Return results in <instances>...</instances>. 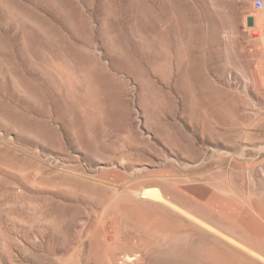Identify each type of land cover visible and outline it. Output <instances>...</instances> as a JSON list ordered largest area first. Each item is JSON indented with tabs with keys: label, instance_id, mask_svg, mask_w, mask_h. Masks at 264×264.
Here are the masks:
<instances>
[{
	"label": "rangeland",
	"instance_id": "1",
	"mask_svg": "<svg viewBox=\"0 0 264 264\" xmlns=\"http://www.w3.org/2000/svg\"><path fill=\"white\" fill-rule=\"evenodd\" d=\"M254 1L0 0V264H264Z\"/></svg>",
	"mask_w": 264,
	"mask_h": 264
},
{
	"label": "bare ground",
	"instance_id": "2",
	"mask_svg": "<svg viewBox=\"0 0 264 264\" xmlns=\"http://www.w3.org/2000/svg\"><path fill=\"white\" fill-rule=\"evenodd\" d=\"M252 12H254L253 10H251ZM253 24H254V28H255V32L253 33V35H252V37L254 38V40L256 41V42H258L259 44L261 43L262 44V42H263V39H262V22H261V18H260V16H259V14L258 13H254V20H253ZM254 30V29H253ZM233 31V30H232ZM231 31V32H232ZM235 33V32H234ZM191 34V33H190ZM232 35V34H231ZM171 36V35H170ZM179 43V42H178ZM174 45V44H173ZM261 46V45H260ZM176 50V49H175ZM174 51V50H173ZM177 52V51H176ZM175 56V55H174ZM179 61V60H178ZM260 81H261V84L264 86V79H263V77L260 79ZM192 88V87H191ZM171 90V89H170ZM172 92V91H171ZM176 92V91H175ZM175 95V94H174ZM169 96V95H168ZM171 100V99H170ZM224 124V123H223ZM222 124V125H223ZM221 128V127H220ZM228 133V132H227ZM262 176V175H261ZM264 176V175H263ZM264 180V179H263ZM260 185V184H259ZM262 185V184H261ZM258 187V186H257ZM264 187V186H263ZM132 189V188H131ZM247 191V190H246ZM263 192H264V189L262 190ZM109 192V191H108ZM136 192H138V190L136 191ZM248 192V191H247ZM135 193V192H134ZM145 193H147V195L148 196H150V198H154V199H156V200H159V201H163V202H168L169 200H167L166 198H165V196L159 191V190H157V189H147V190H145ZM143 197H145V195H143ZM170 205V204H169ZM173 207H175L174 205H173ZM179 210V209H178ZM207 210V209H206ZM184 213V212H183ZM193 214V213H192ZM209 214V213H208ZM205 216V215H204ZM198 217V216H197ZM124 219V218H123ZM201 219V218H200ZM215 219V218H214ZM194 220V219H193ZM210 220V219H209ZM212 220V219H211ZM224 220V219H223ZM201 221V220H200ZM212 221H214V220H212ZM215 221H216V219H215ZM219 222H220V220H218ZM201 222H203V221H201ZM215 223V222H214ZM228 223V222H227ZM118 224V223H117ZM204 224V223H203ZM223 224H225V223H223ZM107 233H105L106 235H105V238H107V240H108V242H109V244L111 243V242H113L114 240H113V237L116 235H114V233H113V231H114V229H115V225H116V222L113 220V219H111V220H108V222H107ZM205 225H206V223H205ZM217 225H218V223H217ZM206 226H208V227H210L209 226V224L208 225H206ZM220 226V225H219ZM98 227H101L102 228V226H98ZM94 228V227H93ZM121 228V227H120ZM119 228V229H120ZM200 228V227H199ZM237 228V227H236ZM214 229V228H213ZM104 230V229H103ZM200 230V229H199ZM203 230V229H202ZM224 230H226V229H224ZM96 231H97V229H96ZM99 231V230H98ZM203 231H205V230H203ZM121 232V231H120ZM96 233V232H95ZM119 233V232H118ZM124 233V232H123ZM229 233V232H228ZM121 234V233H120ZM135 234H138V233H135ZM205 234V233H204ZM232 234V233H231ZM236 234V233H235ZM95 235V234H94ZM96 235H98V233L96 234ZM100 235V234H99ZM206 235V234H205ZM209 235H210V233H209ZM212 235V234H211ZM102 236H104V235H102ZM113 236V237H112ZM125 236V235H124ZM129 236V235H128ZM136 237H137V235H135ZM200 236V235H199ZM257 236V235H256ZM204 237V236H203ZM98 238V237H97ZM127 238V237H126ZM207 238H208V236H207ZM212 238V237H211ZM132 239V238H131ZM128 240V239H127ZM233 240V239H232ZM57 242V241H56ZM104 242V241H103ZM104 243H106V240H105V242ZM114 243H115V241H114ZM201 243V242H200ZM112 245H113V243H112ZM108 246V245H107ZM209 246V245H208ZM244 247V246H243ZM143 249V248H142ZM158 249V248H157ZM200 248H199V246H198V249H197V254H198V250H199ZM248 250V249H247ZM160 251V250H159ZM158 251V252H159ZM175 252V251H174ZM173 252V253H174ZM177 252V251H176ZM175 252V253H176ZM140 254H141V252H139ZM174 253V254H175ZM160 254V257H161V255H163L162 257H163V259L165 260H163L164 262H168L169 260L171 261L172 260V262L174 261V263H175V260H176V258H174V259H172L171 257H170V255L172 254V253H169L168 251H162V252H160L159 253ZM173 254V255H174ZM193 254V253H192ZM126 255V254H125ZM124 255V256H125ZM131 255V254H130ZM147 254L145 253V256H146ZM148 255H149V253H148ZM181 255V254H180ZM180 255H179V257L177 256V254H176V256L178 257V260H180L181 258H180ZM210 255V254H209ZM254 255V254H253ZM115 256V255H114ZM113 256V257H114ZM127 256V255H126ZM132 256V255H131ZM139 256H141V255H139ZM152 256V255H151ZM262 256V255H261ZM110 257H112V256H110ZM134 257V256H133ZM135 257H136V255H135ZM143 257H144V255H143ZM153 257V256H152ZM172 257H174V256H172ZM184 257V256H183ZM127 259L129 258L128 256L126 257ZM151 258V257H150ZM197 258V257H196ZM204 258V257H203ZM62 259V258H61ZM60 259V260H61ZM114 259V258H113ZM124 259V258H123ZM135 259V258H134ZM148 259V258H147ZM146 259V260H147ZM186 259V258H185ZM199 259V258H198ZM229 259V258H228ZM115 260H116V256H115ZM121 260V259H120ZM119 260V261H120ZM128 260H133L132 258L131 259H128ZM127 260V262L129 263V261ZM156 260V259H155ZM86 261V260H85ZM117 261V260H116ZM162 261V262H163ZM181 261H182V263L183 262H185V261H183L182 259H181ZM188 261H190V260H188ZM187 261V262H188ZM199 261V260H198ZM112 262H114V260L112 261ZM120 262H122V261H120ZM124 262V261H123ZM132 262V261H131ZM158 262V261H157ZM166 262V264H168ZM177 262H179V261H177ZM201 262V261H200ZM144 263V262H143ZM142 263V264H143ZM171 263V262H170ZM193 263V262H192ZM205 263V262H204ZM69 264V263H68ZM118 264V263H117ZM125 264V263H124ZM137 264V263H136ZM140 264V263H139ZM165 264V263H164ZM177 264V263H176ZM187 264H190V262L189 263H187ZM195 264V263H194Z\"/></svg>",
	"mask_w": 264,
	"mask_h": 264
},
{
	"label": "built area",
	"instance_id": "3",
	"mask_svg": "<svg viewBox=\"0 0 264 264\" xmlns=\"http://www.w3.org/2000/svg\"><path fill=\"white\" fill-rule=\"evenodd\" d=\"M254 7L261 13L262 17V39L264 42V0H255Z\"/></svg>",
	"mask_w": 264,
	"mask_h": 264
}]
</instances>
